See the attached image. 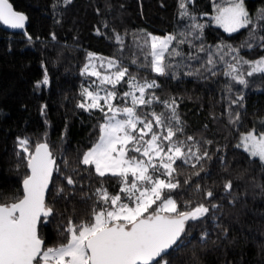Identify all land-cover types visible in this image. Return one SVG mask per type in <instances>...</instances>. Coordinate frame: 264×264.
Segmentation results:
<instances>
[{
  "label": "trees",
  "instance_id": "trees-1",
  "mask_svg": "<svg viewBox=\"0 0 264 264\" xmlns=\"http://www.w3.org/2000/svg\"><path fill=\"white\" fill-rule=\"evenodd\" d=\"M243 1L254 19L264 10V0ZM9 2L26 15L27 24L10 32L0 22V203H11L22 195V181L30 174L20 140L29 142L30 152L37 144L47 143L59 167L46 201L52 215L39 225L46 246L65 242L69 221L86 223L93 218L94 209L105 207L98 202L97 189L120 194L122 201L128 202L120 192L119 177H100L93 166L80 162L97 143L99 126L106 121L98 109L86 111L77 106L85 101L83 88L96 86L95 77L82 75L92 53L118 60L138 79L155 80L159 87L148 90L149 95L154 91L160 101L174 98L178 105L176 111L183 124V133L178 136L194 137L201 152L207 150L211 157L188 164L177 160L174 165L180 187L170 195L182 210L203 204L209 212L188 222L181 249L170 250L165 256L168 264H264V164L236 147L241 133L264 130V76H245L249 84L244 87L224 75L225 63H236L229 47L239 49V56L248 61L264 58V45L257 38L264 36V30L257 27L256 36L249 39L248 29L228 33L217 26L216 8L228 6L229 0L189 3L195 23L203 25L202 32L196 30L195 34L190 27L193 21L180 15V0ZM180 33H186L190 43L177 46L183 56L171 57L174 67L168 75L159 76L142 66L151 60L144 38L171 34L181 39ZM117 34L124 38L123 44L116 41ZM200 47L205 51L198 52ZM209 53L217 61V75L206 70L210 65L202 67ZM190 55L199 59H189ZM97 62L98 70L104 73ZM247 68L245 65L244 70ZM45 76L46 85L42 83ZM126 90L124 82L117 85L114 105H126ZM239 95L243 100L231 104ZM127 106H131L130 98ZM150 110L168 115L162 103L138 108L144 114ZM236 113L239 120L232 123L230 117L234 119ZM66 176L75 183L69 185ZM227 181L232 183L231 191L225 189ZM208 191L213 193L211 198Z\"/></svg>",
  "mask_w": 264,
  "mask_h": 264
},
{
  "label": "snow or ice",
  "instance_id": "snow-or-ice-1",
  "mask_svg": "<svg viewBox=\"0 0 264 264\" xmlns=\"http://www.w3.org/2000/svg\"><path fill=\"white\" fill-rule=\"evenodd\" d=\"M189 3H194V0H180V15L193 21L190 26L193 34L196 30L202 32L203 25L195 23V16L188 10ZM214 19L228 33L248 29L249 39L256 36L257 27L264 30V10L254 19L245 9L243 0H229L228 6H217ZM26 20L24 14L13 9L9 0H0V22L14 29H23ZM179 35L181 39L171 34L163 38L151 35L144 38L151 60L142 66L150 67L159 76L168 75L169 68L174 67L171 57L183 56L177 46L190 43L186 33ZM257 38L264 45V36ZM115 39L123 44L124 38L119 34ZM197 51L204 52L205 49L200 47ZM229 53H235L232 58L236 63H225L224 75L231 81L247 87L249 81L245 76L257 73L264 76V58L248 61L239 56V49L231 47ZM213 55L208 54L202 67L210 65L206 70L217 75V61ZM188 58L199 59V56L190 55ZM95 60L99 61V68L105 69L104 73L93 63ZM245 65L247 70H244ZM82 75L95 77L98 83L94 81L96 86L92 90L83 88L81 96L85 102L77 106L86 111L98 109L104 114L106 122L100 124L97 143L84 153L80 162L94 166L95 173L100 177L109 174L119 177L122 185L120 192L128 202H123L120 194L109 195L106 189H97L98 202L105 207L98 211L94 209L93 218L86 223L73 224L69 221L65 242L46 246L39 225L52 215L53 209L45 203V194L52 182L53 171L59 172V167L47 143L37 144L34 152H30L29 142L20 140L21 149L27 153L30 174L22 181V195L14 197L11 203H0V264H168L165 255L169 250L181 249L188 222L200 220L209 212L203 204L195 208L186 206L182 210L170 195L180 187L174 175L177 171L174 165L177 160L188 164L193 159L198 163L211 157L207 150L201 152V145L194 137L181 139L178 136V133H183V124L176 111L178 105L174 98L160 101L154 91L149 95L148 90L159 87L155 80L138 79L118 60L97 57L92 53ZM121 82L127 85L123 93L126 105L122 107L113 104L118 98L116 87ZM42 83L48 84L47 76ZM228 87L230 91V85ZM129 98L131 106H127ZM242 100L243 96L239 95L230 103ZM153 102L162 103L168 115L155 110L146 114L138 112V108H150ZM121 116L124 118H118ZM236 120H239L238 113L234 119L230 117L232 123ZM236 147L264 164V130L257 133L252 129L241 133ZM130 152L133 155L130 156ZM192 167L195 168L196 164L193 163ZM65 179L69 185L75 183L70 176ZM225 189L231 191V181L225 183ZM206 195L211 198L213 193L208 191ZM153 205L156 207L153 208ZM212 207L218 206L213 204Z\"/></svg>",
  "mask_w": 264,
  "mask_h": 264
},
{
  "label": "water",
  "instance_id": "water-1",
  "mask_svg": "<svg viewBox=\"0 0 264 264\" xmlns=\"http://www.w3.org/2000/svg\"><path fill=\"white\" fill-rule=\"evenodd\" d=\"M14 9V8H13ZM15 10V9H14ZM16 11V10H15ZM18 12V11H17ZM20 13V12H19ZM21 14H23V13H21ZM25 15V14H24ZM26 16V15H25ZM2 24H3V22H2ZM26 24H27V20H26V22H25V26H26ZM4 25V24H3ZM25 26H24V28H25ZM4 27L8 30V31H10V32H15V31H19V30H22V29H14V28H11V27H9V26H7V25H4ZM23 28V29H24ZM50 150V149H49ZM30 170V169H29ZM54 173H55V170L53 171V177H54ZM53 177H52V181H53ZM51 185H52V182L49 184V188H48V191L46 192V194H45V203H46V201H47V196H48V193H49V191H50V188H51ZM42 219H43V217H42ZM170 251V250H169ZM168 254V253H167ZM166 254V255H167ZM165 255V256H166Z\"/></svg>",
  "mask_w": 264,
  "mask_h": 264
},
{
  "label": "rangeland",
  "instance_id": "rangeland-1",
  "mask_svg": "<svg viewBox=\"0 0 264 264\" xmlns=\"http://www.w3.org/2000/svg\"><path fill=\"white\" fill-rule=\"evenodd\" d=\"M244 2V1H243ZM244 6H245V9L247 10V8H246V5H245V3H244ZM248 11V10H247ZM214 23L217 25V26H219L217 23H216V21H215V19H214ZM222 28V27H221ZM93 63H95V64H97L98 62H97V60H95V61H93ZM102 95H103V93H101ZM85 102V101H84ZM101 104H103V101H101ZM113 104H114V101H113ZM109 115H111V114H109ZM118 118H124V117H118ZM106 122V121H105ZM145 139H146V137H145ZM90 150V149H89ZM87 152V151H86ZM129 155L131 156V155H133V153H129ZM146 159V158H145ZM94 167V166H93ZM150 210V209H149Z\"/></svg>",
  "mask_w": 264,
  "mask_h": 264
}]
</instances>
